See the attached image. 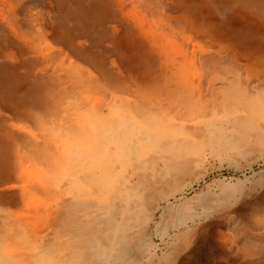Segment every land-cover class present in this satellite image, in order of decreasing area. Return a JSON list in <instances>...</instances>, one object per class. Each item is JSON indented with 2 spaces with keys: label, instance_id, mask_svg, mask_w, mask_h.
I'll return each instance as SVG.
<instances>
[{
  "label": "bare ground",
  "instance_id": "obj_1",
  "mask_svg": "<svg viewBox=\"0 0 264 264\" xmlns=\"http://www.w3.org/2000/svg\"><path fill=\"white\" fill-rule=\"evenodd\" d=\"M2 26L0 264H187L226 238L245 182L187 195L264 160V0H0Z\"/></svg>",
  "mask_w": 264,
  "mask_h": 264
},
{
  "label": "rangeland",
  "instance_id": "obj_2",
  "mask_svg": "<svg viewBox=\"0 0 264 264\" xmlns=\"http://www.w3.org/2000/svg\"><path fill=\"white\" fill-rule=\"evenodd\" d=\"M39 9L36 1L30 2L28 5L29 12ZM58 14L50 13L49 18L56 20ZM5 27H0V39H4L3 33ZM261 172V173H260ZM262 178L261 184L255 187L257 179ZM241 179L245 182L240 192L227 200H224L222 209L219 208L217 214V221L221 225V230L225 237L229 239L225 244L224 240L215 241L214 238H210L209 234H206V238L201 245V254L186 259L187 264H248L251 260H243L241 257L242 252L240 248L244 247L248 249L250 256H258L256 260L259 261V257L264 255V235L260 230L245 231L243 234L240 230L243 229V225L239 222L241 219H246L245 222L249 225H254L250 218H254L264 212V160H260L252 165H246L243 163L241 168L230 165L215 164L214 168L210 170L208 177L202 182L196 189L188 193V197L196 196L207 185L212 184L216 193H222L227 183L232 180ZM263 184V185H262ZM224 185V186H223ZM253 187V188H252ZM241 196V197H240ZM240 197V198H239ZM234 202H233V201ZM245 227V226H244ZM208 231H212V225H209ZM207 231V232H208ZM208 232V233H209ZM223 247L225 253L222 254L220 250H216V246ZM228 245V246H227ZM225 246L230 250H225ZM251 262V261H250ZM252 263V262H251ZM260 263V262H259ZM252 264H258L256 261Z\"/></svg>",
  "mask_w": 264,
  "mask_h": 264
},
{
  "label": "crops",
  "instance_id": "obj_3",
  "mask_svg": "<svg viewBox=\"0 0 264 264\" xmlns=\"http://www.w3.org/2000/svg\"><path fill=\"white\" fill-rule=\"evenodd\" d=\"M264 256V255H263ZM254 263V262H253ZM249 264V263H248ZM252 264V263H251Z\"/></svg>",
  "mask_w": 264,
  "mask_h": 264
}]
</instances>
